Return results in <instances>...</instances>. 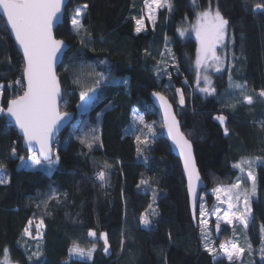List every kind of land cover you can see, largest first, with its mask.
Wrapping results in <instances>:
<instances>
[{
  "label": "trees",
  "instance_id": "16d2710c",
  "mask_svg": "<svg viewBox=\"0 0 264 264\" xmlns=\"http://www.w3.org/2000/svg\"><path fill=\"white\" fill-rule=\"evenodd\" d=\"M262 2L169 0V9L160 11L151 23L145 18L144 0H70L55 36L72 46L58 76L63 89L61 111L76 113V117L57 141L59 163L51 174L27 168L16 171L18 157L30 156L5 113L8 102L25 90L14 83L23 76L24 61L0 17V85H4L0 173L7 178L0 184V261L8 258L11 263L30 264L29 256L39 245L41 257L38 261L33 257L32 264H264L260 251L264 97L259 96L264 90V10H253ZM210 3L212 11L218 8L229 24L225 69L213 77L215 91L207 94L197 88L198 43L181 33L195 21L196 10L203 12ZM85 4L80 35L73 32L71 17ZM138 19L144 20L140 32L136 31ZM82 64L94 65L104 80L94 90L90 110L80 114L82 92L68 70ZM235 84L245 88L237 89ZM153 92L162 93L173 104L207 185L198 205L197 226L180 162L157 124L160 116L150 100ZM246 96L253 98L251 105L244 102ZM134 110L146 122L135 133ZM220 116L223 124L217 119ZM152 124L156 131L152 140L138 141L136 137L143 136ZM256 157L261 159L253 166L255 198L250 201L246 234L243 239L234 236L239 224L232 228L220 225L217 237L216 222L211 219L207 243L211 242L214 251L210 254L201 237V200L212 211L218 203L214 190L230 187L238 182L237 177L252 197L248 177L233 165L242 158ZM101 171L103 180L97 176ZM142 216L149 219L147 226L141 223ZM41 220L43 233L36 240L33 226ZM89 231L97 233L94 241ZM100 233L107 234V253L104 241L98 239ZM232 241L244 252L230 262L220 245ZM73 242L86 251L95 244L92 258L70 255Z\"/></svg>",
  "mask_w": 264,
  "mask_h": 264
},
{
  "label": "snow or ice",
  "instance_id": "6c2138e0",
  "mask_svg": "<svg viewBox=\"0 0 264 264\" xmlns=\"http://www.w3.org/2000/svg\"><path fill=\"white\" fill-rule=\"evenodd\" d=\"M164 2L165 0H144V6L149 10V18H153V5H155V8H159ZM193 2L195 3V0H193ZM63 4L64 0H0V10H2L4 17H6V24L10 25L11 30L15 33L16 40L23 50V76L14 83L21 88H26L22 95H18L8 102L7 113L15 118V122L23 132V138L29 145V149L31 150L33 143L39 146L38 155L28 157L33 168H52L59 163V156L53 154L51 140L58 126L65 119L67 114L62 116L58 111L57 97L59 96V84L53 65L56 55L63 47L64 42L54 38L52 28L54 22L59 18L62 12ZM87 7L88 6L85 4L83 7L75 10L71 21L75 28L82 27L77 17H80ZM253 10H264V2L257 4ZM228 24L229 21L221 15L218 8L214 12L212 11L211 3L208 9L198 14L196 26V36L200 41V48L197 49L196 59L198 68L202 64V58L206 59L209 54L213 59H219L216 56L215 48L217 44L224 40ZM142 27L143 21L138 19L136 31L140 32ZM181 34L183 35V33ZM217 71H219V68H217ZM205 81H207V77H205ZM97 83H99V81H97ZM3 87L4 85H0V89H3ZM8 87L11 88L12 85L9 84ZM234 87L243 90L245 85L235 84ZM200 90L209 93V88L207 86L202 87ZM211 91L214 92L215 89L213 88ZM177 92L181 93V90L177 89ZM85 95L86 93H81V100H84ZM153 95L158 96L164 104L167 115V109L170 106L167 105L164 98L159 96V94L153 93ZM259 96L264 97V90L260 91ZM179 102L180 104L184 103L182 93ZM244 102L251 105L253 103V98L251 96H246ZM3 111L4 109L0 108V112ZM140 119L141 122H143V117H140ZM217 119L220 120L221 124L224 123L223 116L217 117ZM166 123L169 135L172 136L173 141L176 143L177 147L180 148L181 155L184 158V167L185 171L188 173L189 188L191 190L193 178L199 179L191 155V144L179 132L175 117H171L170 122L166 121ZM225 134H227V129H225ZM136 139L138 141L141 140L139 136L136 137ZM12 155H17L15 148L12 149ZM18 158L22 162L24 161V157ZM260 159L259 157L242 158L240 163L233 165V167L239 169L241 173L245 172V167H243V165H247V177L253 182L251 186L252 194H255V177L251 169ZM0 167H2V165H0ZM97 176L98 179L103 180L105 173L101 171ZM6 179V176L0 177V184L5 183ZM237 181L238 182L231 185L230 188L223 190L229 193L232 188H239L240 177H237ZM141 183H144V181H141ZM215 191L220 192L221 188L218 187ZM241 196H243V212H241L240 208L237 206L241 202ZM217 199H220V197L218 196ZM233 201H235V203ZM225 202L228 203V209L224 212L223 217L217 220L216 230H220L221 219L227 225H232L233 221H238L239 224L247 229L249 227L248 215L251 212L247 186L241 192L236 193L234 197L228 196L227 201L221 200V203ZM44 204L46 206L47 202L45 201ZM233 208L236 210L232 211ZM215 211L220 212L221 210L217 208ZM205 215L206 213L201 205L200 216L203 217ZM31 223L32 221L30 220L29 224L31 225ZM141 223L147 226L150 221L146 216H142ZM201 223L206 225L208 221L201 220ZM42 226L43 220L37 225V236H41L39 229ZM25 232L31 235L27 228ZM261 233L262 247L260 251L261 259L264 260V225H261ZM202 234L206 239L207 233H204L202 230ZM88 235L89 237L97 238V233L95 231H89ZM98 239L104 241V251L107 253L109 249L107 234L100 233ZM230 244L231 248L226 247L225 244H221L220 250L224 252L228 261L231 262L234 257L238 258V255L242 254L244 249L239 247L234 241L230 242ZM205 248L210 254L214 251L211 247V242L206 244ZM249 248H251L250 243ZM94 251L95 244L86 251L73 242L72 247L69 249V254H75L81 257L87 256V258L91 259ZM5 256H7V249H5ZM33 257H35L37 261L40 259L41 252L39 251V245L38 250L29 256L30 264H32Z\"/></svg>",
  "mask_w": 264,
  "mask_h": 264
},
{
  "label": "rangeland",
  "instance_id": "374dc122",
  "mask_svg": "<svg viewBox=\"0 0 264 264\" xmlns=\"http://www.w3.org/2000/svg\"><path fill=\"white\" fill-rule=\"evenodd\" d=\"M78 8H81V7H78ZM153 9H154V11L152 13L153 18H149V10L147 8H144L145 18L147 20H149L151 23H155L157 21V18H158V15H159L160 11H162L164 9H169V0H165V2L159 8H155V5H153ZM84 13L80 17H77V19L80 20L81 25H82ZM199 13L200 12L197 9L196 10V16H195V21L193 23H191V24L189 23L186 26H184V28L182 30L183 37L184 38L193 37L198 43V48H200V41L197 39V36H196V26H197V19H198V14ZM73 15L71 17V21H72ZM142 21H143V27H142L141 31L144 30V20H142ZM72 30H73L74 33L82 35V33H83L82 32L83 31V25L80 28H75L72 25ZM226 42H227V30H226V34H225L224 40L221 43L217 44L216 48H215L216 56L219 59L215 60L209 54V56L206 59L202 58V64L200 65L199 68L197 67V64L195 62L194 67H195L196 72H197V81H198L197 82V88L201 89L202 87L207 86L209 88V93H212L211 90H212V87H213V77H215L217 74L222 73L223 70L225 69L226 53L224 52V49H225ZM217 68H219V71H217ZM68 74H69V77L73 80L72 82L74 83L75 87L79 91L86 93V95L84 97V100H82V102H81V104L79 106L80 114L86 113L87 111L90 110V108H91V106H92V104H93V102H94V100L96 98V94H95V91H94L95 88L100 83H102L104 78H101V75H98V74H100L99 71L92 64L79 65L78 67H76V68H74L72 70H68ZM205 77H207V81H205ZM97 81H99V83H97ZM1 91H2V89H0V94H1ZM209 93H207V94H209ZM0 108H1V98H0ZM1 114H2V112H0V115ZM140 117H143V115L134 110L133 114H132V121L134 123L132 132H134V133L137 131V129H138L137 127L138 126H146V122L144 120V117H143V122H141ZM157 124L159 125L160 130L162 132V121H161V118H159ZM155 134H156V131L154 129L153 124L152 125H148L147 131L144 132L143 136H141L140 138H141V140L143 142L149 141V140H152L151 137H153ZM34 156H36V155H32V157H34ZM243 167H245V172L244 173L240 172V174L241 175L245 174L247 176V170H248L247 169V165H243ZM54 168H55L54 166L52 168H41V167L33 168L31 166V162L28 160L27 169L30 170V171H42V172H46L47 174H51L53 172ZM253 169L254 168L252 167V169H251L252 172H253ZM0 177H5V174L3 172H1L0 173ZM248 181H249L250 185H252L253 182L251 180H249V179H248ZM239 184H240V182H239ZM230 187H220L221 188L220 192H216L214 190L216 198L219 196L220 199H217V202H218L217 203V207L213 208L212 211H210V212H208V210L206 209V205H205L204 199L202 198V200H201L200 207H199V218H200V226H201V237L204 240L205 244H208L207 243L208 242V237L212 234V230H211V226H210L211 219H214L215 222H217L218 219L223 217L224 212L228 209V203L227 202L221 203V200L227 201V197L228 196H233L234 197L236 193L241 192L242 190H244L243 187L241 186V184H240L239 188H232L231 192H229V193H226L223 190V189L230 188ZM248 196H249V206H250V201L253 200V198H255V194H252V197H251V195H248ZM242 201H243V196H241V202L237 205L240 208L241 212H243V210H244V206H243V202ZM233 202L235 203V201H233ZM201 205L203 206V210L206 213V215L203 216V217L200 216ZM217 208H219L221 211L220 212H216L215 210ZM235 210H236L235 208L232 209V211H235ZM201 220H207L208 223L206 225L202 224ZM238 224H239L238 221H233L232 225H227V224H225L223 222L222 219L220 220V225L228 226L230 228L235 227ZM37 225L38 224L34 225L33 229H34V234L36 235L35 239L36 240H40L41 237H42V233H43V226L40 227V229H39V233L41 234V236H37ZM202 230H203L204 233H207V238L206 239H205L204 235L202 234ZM243 230H244V234H243ZM236 231H237L236 233L234 231V233H235L234 236H238L239 238L243 239V236H245V234H246V232H245L246 229L244 228V226L239 224V226L236 229ZM89 239L92 240V241L95 240V238H93V237H89ZM245 240L247 241V237H246ZM226 247L231 248V244L230 243L226 244ZM238 257H239V255H238ZM236 258L237 257H234L233 260H235ZM7 263H11V261L8 258H3L0 261V264H7Z\"/></svg>",
  "mask_w": 264,
  "mask_h": 264
},
{
  "label": "water",
  "instance_id": "95a60500",
  "mask_svg": "<svg viewBox=\"0 0 264 264\" xmlns=\"http://www.w3.org/2000/svg\"><path fill=\"white\" fill-rule=\"evenodd\" d=\"M69 1L70 0H64V4L62 5V12H61L59 18L54 22V25H53V28H52V32H53V36H54L55 39H56V36H55L56 30L64 22L66 8H67V6L69 4ZM255 11H256V13H262L263 12V10H255ZM0 17L6 23V17H4L2 10H0ZM6 27H7L8 31H9V34H10V37H11L12 41L14 42V44L16 46L17 51L19 52V54L21 55V57L23 59V50L20 47L18 41L16 40L15 33L11 30L10 25H7L6 24ZM56 40H58V39H56ZM71 49H72V46H70V45H68L67 43L64 42L63 43V47L61 48V50L56 55V59H55L54 65H53V69H54V72L56 74L57 81H58V84H59V96L57 97L58 111L60 112V114L62 116L65 115V114H67V116L65 117V119L58 126L57 131L54 133L53 138L51 140V144L53 146V154L54 155H55V146L57 144V141L59 140V138L61 137V135L63 134V132L72 124V122L74 121V119L76 117V113H66V112H62L61 111V104L63 102V89H62V86H61V80H60V78L58 76V69L62 65L66 54ZM23 61H24V59H23ZM25 83H26V81H25ZM24 89L26 90V88H24ZM153 93H157V94H159V96H162L164 98V101L167 103V105L170 106L167 109V115H166V110H165L164 104L161 102V100L158 98V96L153 95ZM153 93H151V95H150V100H151L153 106L155 107V109L158 111L159 116L161 118V121H162V134L164 136V139L169 144L172 154L180 162V165H181V168H182L183 177H184V180L186 182V189H187V195H188V199H189V206H190V211H191V217H192V220H193L194 225L197 226V210H198V205H199L201 196L203 194V191H205L207 189V185L204 182V180L202 179V176L200 174V170L198 168L197 160H196V156H195L194 146L191 143V141L186 137V135L183 133L182 126H181V122H180V120H179V118H178V116L176 114V111H175V108H174L173 104L162 93H160V92H153ZM171 117H175V121H176V123L178 125L179 132L191 144V155H192V159L194 161L195 171H196V173L199 176V179H195V177L193 178V180H192V189L191 190L189 188V177H188V173L185 171V167H184V158L181 155L180 148L177 147L176 143L172 139V136H170L169 135V132H168V127H167L166 121L167 122H170ZM5 118L16 129L18 136L23 141V149L27 152V154L29 156H32V155H36L37 156L38 155V152H39V146L36 145L35 143H33V147L30 150L29 149V145L26 143L25 139L23 138V132L21 131V129L18 127V125L15 122V118L12 117V116H10L7 113V111L5 113ZM27 166H28V159H24L23 162L20 160L18 162V164H17L16 171L17 172H21V171L25 170L27 168ZM221 229H222V227L220 226V230L219 231L216 230V236L217 237H218ZM10 264H17V263H10Z\"/></svg>",
  "mask_w": 264,
  "mask_h": 264
}]
</instances>
